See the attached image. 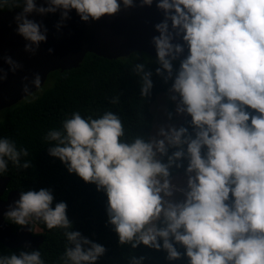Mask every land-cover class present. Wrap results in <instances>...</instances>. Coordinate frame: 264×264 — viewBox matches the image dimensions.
Returning a JSON list of instances; mask_svg holds the SVG:
<instances>
[{
    "label": "clouds",
    "instance_id": "clouds-1",
    "mask_svg": "<svg viewBox=\"0 0 264 264\" xmlns=\"http://www.w3.org/2000/svg\"><path fill=\"white\" fill-rule=\"evenodd\" d=\"M154 3L163 14L154 25L159 34L151 41L160 65L155 71L165 82L173 81L171 99L177 113L191 117L193 131L168 125L148 141L128 139L118 114L105 111L94 118L75 111L61 128L48 131L45 139L55 142L48 152L70 173L106 192L108 222L121 244L163 248L170 261L186 254L189 264H264V0H44L39 5L37 0H15L14 7L21 9L14 17L15 32L26 41L24 50L36 55L49 29L29 18L32 13L59 12L55 28L62 34L73 9L91 23ZM3 59L9 69L0 68V82L9 71L23 68L11 55ZM132 71L147 97L152 71L145 63H135ZM23 80L25 95L42 84L39 72ZM111 102L119 103V97ZM170 148L177 150L169 155ZM26 156V148L0 138V174L9 161L29 168L30 161L21 163ZM185 159L187 183L179 187L171 169L183 167ZM177 191L184 196L178 201L173 199ZM53 201L50 189L21 191L4 215L20 226L36 220L50 230L64 229L63 264H96L106 248L72 231L67 203L53 208ZM30 247L0 255V264H45L41 251L26 250ZM144 259L132 256L130 264Z\"/></svg>",
    "mask_w": 264,
    "mask_h": 264
},
{
    "label": "trees",
    "instance_id": "trees-1",
    "mask_svg": "<svg viewBox=\"0 0 264 264\" xmlns=\"http://www.w3.org/2000/svg\"><path fill=\"white\" fill-rule=\"evenodd\" d=\"M14 3L15 0H8L7 3L0 0V10L17 9ZM135 54H141L135 56H139V59H132ZM145 54L148 53L135 52L127 57L109 59L88 53L79 67L51 72L45 85L37 92L0 110V138L13 140L17 149L26 148L28 156L22 157L21 163L31 162L27 169L17 168L11 161L8 162L7 171L0 174L11 178L8 191H39L46 188L53 193V208L58 202L67 203L71 230L80 231L83 236L106 248L96 264H130L132 256L145 257L143 264H189L186 254L170 261L163 248L157 250L142 243L136 248H132L131 244H121L114 226L108 222L106 192L98 190L95 183L85 182L78 174L70 173L64 162L48 152V148L55 142L45 139L49 130L61 128L62 121L75 111L85 117L93 115L94 118L105 111H112L121 117L128 139L140 136L146 141L150 140L155 119L151 106L159 93L171 88L173 81L165 82L163 77L156 74L155 70L160 66L157 57L148 54L151 59H145ZM135 63H145L146 70L153 73V88L147 97L141 95L140 77L132 71ZM173 63L178 69L179 60ZM115 97H119L117 104L111 102ZM190 121L191 117L188 115L178 127H187L192 132ZM176 150L170 148L169 155ZM161 159L167 162V156ZM187 164L185 159L183 167L173 166L172 177L185 173ZM37 223L42 229L44 241L38 247L26 250L39 249L45 264H63L60 257L68 243L64 229L50 230L42 221ZM12 227L17 229L20 225ZM176 247L185 253L186 250L181 245L177 244ZM21 250H25V247L11 248L0 244V255H10L13 252L18 254Z\"/></svg>",
    "mask_w": 264,
    "mask_h": 264
},
{
    "label": "water",
    "instance_id": "water-1",
    "mask_svg": "<svg viewBox=\"0 0 264 264\" xmlns=\"http://www.w3.org/2000/svg\"><path fill=\"white\" fill-rule=\"evenodd\" d=\"M37 3H44V0H37ZM19 11V8L0 10V68L9 69L3 59L8 55L23 64L22 69L16 73L9 71L8 79L0 82V110L11 107L37 92L45 85L51 72L79 67L88 53L109 59L127 57L135 52H145L157 57L151 41L154 35L159 34L154 25L163 19V14L156 8L155 3L152 7L128 9L118 15L105 16L91 23L83 22L73 9L72 18L67 21L62 34H57L55 28L59 12L43 16L32 13L29 18L43 21L49 29L48 40L41 43L36 55L24 50L26 41L15 32L14 17ZM48 48H54L55 51L50 54ZM186 55L187 47L184 56ZM37 72L42 77L40 88L31 86L32 93L25 95L23 85L26 81L23 77L28 76L31 79ZM10 181L9 176L0 175V244L11 248L30 244V248H36L44 241L42 233L34 234L32 224L14 229L4 215L8 206L19 199L21 192L10 190L4 198ZM30 228L32 231H29Z\"/></svg>",
    "mask_w": 264,
    "mask_h": 264
},
{
    "label": "rangeland",
    "instance_id": "rangeland-1",
    "mask_svg": "<svg viewBox=\"0 0 264 264\" xmlns=\"http://www.w3.org/2000/svg\"><path fill=\"white\" fill-rule=\"evenodd\" d=\"M136 55L141 54L133 55L132 59L137 58L135 57ZM143 57L145 59H151V56H149L148 54L143 55ZM169 89L165 92L159 93L157 100L151 106V109L155 116V119L153 121L151 138L157 136L160 127H167L168 125H174L178 127L188 117L187 114L177 113V102L171 99L172 94L169 92ZM169 113L172 114L171 118H169ZM172 182L179 187H186L187 176L185 175V173L175 175L174 177H172ZM183 198V193L179 191H177L173 197V199L177 201Z\"/></svg>",
    "mask_w": 264,
    "mask_h": 264
},
{
    "label": "flooded vegetation",
    "instance_id": "flooded-vegetation-1",
    "mask_svg": "<svg viewBox=\"0 0 264 264\" xmlns=\"http://www.w3.org/2000/svg\"><path fill=\"white\" fill-rule=\"evenodd\" d=\"M10 191V190H9ZM9 191H7V193H6V196L4 197V198H6L7 197V194H8V192ZM7 220V219H6ZM10 223V222H9ZM31 224H32V227H33V230H34V234H41L42 233V229H41V227L38 225V223H37V221L36 220H33L32 222H31ZM11 225H15V224H13L12 222H11ZM22 226H20L19 228H21ZM19 228H17V229H19Z\"/></svg>",
    "mask_w": 264,
    "mask_h": 264
}]
</instances>
